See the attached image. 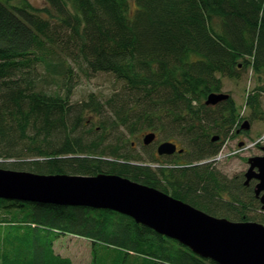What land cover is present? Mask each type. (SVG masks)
Listing matches in <instances>:
<instances>
[{
	"label": "trees",
	"instance_id": "trees-1",
	"mask_svg": "<svg viewBox=\"0 0 264 264\" xmlns=\"http://www.w3.org/2000/svg\"><path fill=\"white\" fill-rule=\"evenodd\" d=\"M44 2L0 0V168L119 175L212 216L255 222L253 188L201 163L244 120L231 94L216 106L208 96L223 93L224 78L264 75V0ZM100 74L114 78L113 92L73 102L79 82ZM257 90L246 102L253 121ZM152 132L188 150L187 164L153 168L161 162L135 148ZM68 235L91 242V264H217L114 211L0 199V264H74L55 249Z\"/></svg>",
	"mask_w": 264,
	"mask_h": 264
},
{
	"label": "water",
	"instance_id": "water-1",
	"mask_svg": "<svg viewBox=\"0 0 264 264\" xmlns=\"http://www.w3.org/2000/svg\"><path fill=\"white\" fill-rule=\"evenodd\" d=\"M226 93L211 94L206 105L229 100ZM245 121L242 130L249 131ZM216 136L214 141L218 140ZM154 132L143 145L154 143ZM177 145L164 142L160 155H173ZM181 149L179 153H183ZM246 185L253 179L256 198L264 211V155L248 160ZM0 199L60 206L110 210L126 215L158 234L177 240L196 255L217 264H264V223L236 222L205 213L156 188L119 175H39L0 168Z\"/></svg>",
	"mask_w": 264,
	"mask_h": 264
},
{
	"label": "rangeland",
	"instance_id": "rangeland-1",
	"mask_svg": "<svg viewBox=\"0 0 264 264\" xmlns=\"http://www.w3.org/2000/svg\"><path fill=\"white\" fill-rule=\"evenodd\" d=\"M29 2L36 9L46 7L44 0H29ZM223 83V93L232 95L237 103L240 117L246 119L245 121H249L251 128L249 131H242L236 137L230 136L226 139L223 142L219 156L211 168L230 180L234 178L241 180L239 177L243 176V173L249 169L248 160L252 157L264 155V92L260 96V114H262L259 119L250 120L253 111L246 106L249 96L258 92V87H264V75L257 76L252 69H249L244 73L242 80L234 81L224 78ZM115 86L114 78L110 75L100 74L89 80L82 79L74 90L72 101L82 102L90 93L97 94L99 98H105L113 92ZM238 129H234V131ZM142 139L143 137H140V141H135V148L140 153L144 151ZM158 141H161V139L159 138ZM241 144H243L242 147ZM188 154L190 152L187 150L186 154L181 155L180 164H187L190 159ZM160 165L169 166L167 163H155L151 166L157 168ZM262 214V210L258 209L254 214H251L252 217L250 219H255L253 221L261 223ZM55 249L62 256L71 258L74 264H91L92 262L91 242L86 239L71 235L62 236L55 242Z\"/></svg>",
	"mask_w": 264,
	"mask_h": 264
},
{
	"label": "flooded vegetation",
	"instance_id": "flooded-vegetation-1",
	"mask_svg": "<svg viewBox=\"0 0 264 264\" xmlns=\"http://www.w3.org/2000/svg\"><path fill=\"white\" fill-rule=\"evenodd\" d=\"M245 120L246 119H244V122H245ZM244 122H243V124H244ZM243 124H242V126H243ZM242 131H244V130H242V127L240 128V129H238L237 131H236V135L238 134V135H240L241 133H242ZM158 139H159V136L158 135H156V140H155V142L154 143H152V144H150V145H148V146H145V145H143V147H144V149H146V153H148V154H153L154 156H155V158L156 159H158L161 163L162 162H165V161H167V162H171V163H173V162H179V161H177L175 158L178 156V155H182V153H179V151L181 150V146L179 145V144H177V143H175L176 145H177V152L175 153V154H173V155H160L159 153H158V148H159V146L162 144V143H164L163 141H158ZM221 141V137H219V139L218 140H216V141H214V139H213V142H220ZM165 142H171V141H165ZM172 143H174V142H172ZM243 146V144H241V147ZM215 161H216V159L214 158V159H211V160H207V161H204V162H202L203 164H207V163H212V162H214L215 163ZM201 163V164H202ZM213 163V164H214ZM198 164V163H197ZM169 166H172L170 163H169ZM247 172V171H246ZM246 172L245 173H243V176H241V177H239V179L240 178H242V180H243V182H244V185L246 186V187H252L253 188V190H254V193H255V187H256V185L258 184V181L256 180V179H253L251 182H250V184H248V185H246V178H245V174H246ZM163 185H165V186H168L166 183H163ZM171 196V195H170Z\"/></svg>",
	"mask_w": 264,
	"mask_h": 264
}]
</instances>
